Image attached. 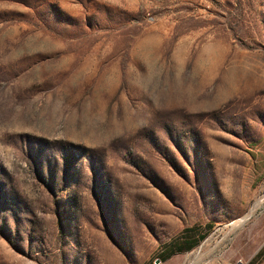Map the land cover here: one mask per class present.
<instances>
[{"label":"rangeland","instance_id":"rangeland-1","mask_svg":"<svg viewBox=\"0 0 264 264\" xmlns=\"http://www.w3.org/2000/svg\"><path fill=\"white\" fill-rule=\"evenodd\" d=\"M170 247L264 264V0H0V264Z\"/></svg>","mask_w":264,"mask_h":264},{"label":"trees","instance_id":"trees-1","mask_svg":"<svg viewBox=\"0 0 264 264\" xmlns=\"http://www.w3.org/2000/svg\"><path fill=\"white\" fill-rule=\"evenodd\" d=\"M180 249V248H178ZM191 249V248H190ZM172 255H174V251L173 249L168 248L166 251H165V255L163 257L160 258V262H164L165 260H167L169 257H171Z\"/></svg>","mask_w":264,"mask_h":264},{"label":"bare ground","instance_id":"bare-ground-1","mask_svg":"<svg viewBox=\"0 0 264 264\" xmlns=\"http://www.w3.org/2000/svg\"><path fill=\"white\" fill-rule=\"evenodd\" d=\"M240 222H242V221H240ZM217 244H219L218 242L217 243H215V245L214 246H212L211 247V249L213 250V248L215 247V246H217ZM206 254V253H205ZM197 255V254H196ZM198 255H200V254H198ZM201 256V255H200ZM192 258V257H191ZM194 258H196V256L194 257ZM202 258V257H201ZM196 260H197V258H196ZM191 264V263H190Z\"/></svg>","mask_w":264,"mask_h":264},{"label":"water","instance_id":"water-1","mask_svg":"<svg viewBox=\"0 0 264 264\" xmlns=\"http://www.w3.org/2000/svg\"><path fill=\"white\" fill-rule=\"evenodd\" d=\"M244 221H245V220H244ZM244 221L240 222V224H242ZM158 263H160L159 260H157V261L155 262V264H158Z\"/></svg>","mask_w":264,"mask_h":264}]
</instances>
